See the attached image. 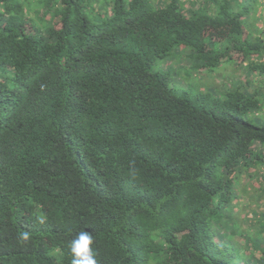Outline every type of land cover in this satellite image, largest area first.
<instances>
[{
  "label": "trees",
  "instance_id": "trees-1",
  "mask_svg": "<svg viewBox=\"0 0 264 264\" xmlns=\"http://www.w3.org/2000/svg\"><path fill=\"white\" fill-rule=\"evenodd\" d=\"M230 64L255 83L177 85ZM263 201L264 0H0V264L82 230L97 264H264Z\"/></svg>",
  "mask_w": 264,
  "mask_h": 264
},
{
  "label": "rangeland",
  "instance_id": "rangeland-1",
  "mask_svg": "<svg viewBox=\"0 0 264 264\" xmlns=\"http://www.w3.org/2000/svg\"><path fill=\"white\" fill-rule=\"evenodd\" d=\"M169 57V56H168ZM165 57V58H160L158 59L157 63L154 65V69H162L164 71H170L171 73L174 70V66L173 64H175V59L171 60L170 57ZM246 64L241 65H226L223 70L219 71L218 73H214L212 74V76H205L207 82H202L201 83V87L200 84L197 83L195 81L196 77H193L191 79V82L189 79H186L185 77L180 76L179 78H176V81H178V86L180 87H184L186 88L187 86L191 85L193 86L196 90H201V88L203 90H208L210 85L214 84L217 86L216 90H223L224 85H228L229 82H231L230 80L233 79H239V80H243L242 82L246 83L247 79H250L253 83H255V76L254 75H247V71L245 70V68H242L243 66H245ZM176 76V74L174 75ZM199 82V79H197ZM212 83V84H211ZM225 83V84H224ZM253 83L247 84V86H250V88L253 87ZM220 86V87H219ZM211 90V89H210ZM240 186V185H239ZM252 187L251 184V179L249 181V179H246L245 182H241V187L245 190H241V198L243 201V204L241 205H245L248 203L247 199L249 197V193L247 192L246 189H249ZM239 205V207L241 208L242 206ZM243 208V207H242ZM264 209V201L260 204L259 209L261 210ZM250 213L247 214V216H249ZM256 229V227H255ZM261 234V232L259 233V235ZM264 236V233L262 232V237Z\"/></svg>",
  "mask_w": 264,
  "mask_h": 264
},
{
  "label": "clouds",
  "instance_id": "clouds-1",
  "mask_svg": "<svg viewBox=\"0 0 264 264\" xmlns=\"http://www.w3.org/2000/svg\"><path fill=\"white\" fill-rule=\"evenodd\" d=\"M94 244V237L88 231L78 232L70 242L71 264H97Z\"/></svg>",
  "mask_w": 264,
  "mask_h": 264
}]
</instances>
